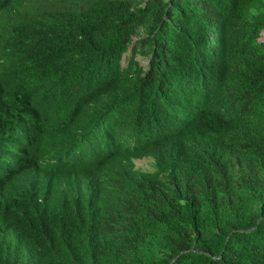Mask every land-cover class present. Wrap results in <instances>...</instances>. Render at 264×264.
<instances>
[{
  "label": "trees",
  "instance_id": "obj_1",
  "mask_svg": "<svg viewBox=\"0 0 264 264\" xmlns=\"http://www.w3.org/2000/svg\"><path fill=\"white\" fill-rule=\"evenodd\" d=\"M6 12L0 264H264V0Z\"/></svg>",
  "mask_w": 264,
  "mask_h": 264
},
{
  "label": "clouds",
  "instance_id": "obj_2",
  "mask_svg": "<svg viewBox=\"0 0 264 264\" xmlns=\"http://www.w3.org/2000/svg\"><path fill=\"white\" fill-rule=\"evenodd\" d=\"M30 2V0H0V3H4L5 4V8H6V16H12L13 18H20L21 16H23L26 12H27V3ZM139 56V55H137ZM141 57V56H139ZM143 59V58H141ZM145 59V58H144ZM136 60H137V57H136ZM140 61V60H139ZM149 62L150 60L149 59H146V62L145 63H141L143 66V68L145 69L144 70V73L148 74V70L150 71V66H149ZM149 66V67H148ZM87 119H92L93 120V124H89V126H86V120ZM81 122V125L84 129V137L82 138V140H84V147H86L87 144H91L92 143L89 141V138H92V137H96V136H102L103 138H105L106 136L100 134V133H97V132H94L96 127L99 125V124H102L103 122H101L100 120H98V116H97V113H94L93 111H91V109H86V112L84 115H81V119L78 120ZM130 122H132V124H137L140 126V121L138 119H132ZM130 126V124H129ZM92 155H95L98 151L93 147L92 145V148L90 149ZM144 158H147V157H144ZM144 158H135L134 159V162L136 160H142ZM148 163H150V160L151 158L148 157ZM95 186L99 187L100 186L98 185V182L95 183Z\"/></svg>",
  "mask_w": 264,
  "mask_h": 264
},
{
  "label": "rangeland",
  "instance_id": "obj_3",
  "mask_svg": "<svg viewBox=\"0 0 264 264\" xmlns=\"http://www.w3.org/2000/svg\"><path fill=\"white\" fill-rule=\"evenodd\" d=\"M124 56H125V54H124ZM137 60H140L141 63H145L146 62V59H144V58L141 59V57H139V56H137ZM121 62H122V64H124L123 60ZM148 160H149L148 158H144L142 160H136L135 164L138 167H142L143 169H147L149 167Z\"/></svg>",
  "mask_w": 264,
  "mask_h": 264
}]
</instances>
